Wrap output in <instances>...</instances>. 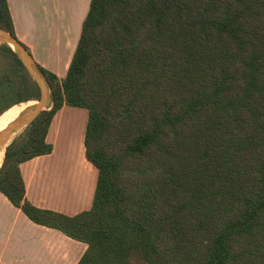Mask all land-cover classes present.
Here are the masks:
<instances>
[{"label":"trees","instance_id":"1","mask_svg":"<svg viewBox=\"0 0 264 264\" xmlns=\"http://www.w3.org/2000/svg\"><path fill=\"white\" fill-rule=\"evenodd\" d=\"M0 30L18 41L7 0ZM35 65L52 105L6 147L0 193L86 244L78 264H264V0H91L65 78ZM39 100L1 43L0 128ZM64 106L87 111L98 172L72 217L34 207L20 170Z\"/></svg>","mask_w":264,"mask_h":264},{"label":"crops","instance_id":"2","mask_svg":"<svg viewBox=\"0 0 264 264\" xmlns=\"http://www.w3.org/2000/svg\"><path fill=\"white\" fill-rule=\"evenodd\" d=\"M7 1L16 38L34 63L65 78L91 0ZM51 105L50 98L47 109ZM25 110L9 117L0 131ZM87 119L86 110L64 106L48 131L52 153L20 166L26 199L34 207L69 217L91 209L98 172L85 158ZM86 250V244L32 223L0 193V264H78Z\"/></svg>","mask_w":264,"mask_h":264},{"label":"water","instance_id":"3","mask_svg":"<svg viewBox=\"0 0 264 264\" xmlns=\"http://www.w3.org/2000/svg\"><path fill=\"white\" fill-rule=\"evenodd\" d=\"M5 43L12 47V49L17 53L24 66L30 75L35 79L41 92L40 100L38 101L41 105L38 107L36 114L30 120H21V115L19 118L8 126V128L0 133V149L2 147L6 148L12 140L28 125H30L34 119L40 114L41 111L46 110L42 106V99L44 92L42 89V84L40 83L39 76L37 74L36 65L28 52L23 48V46L15 40L10 34L5 31L0 30V44ZM40 109V110H39Z\"/></svg>","mask_w":264,"mask_h":264},{"label":"rangeland","instance_id":"4","mask_svg":"<svg viewBox=\"0 0 264 264\" xmlns=\"http://www.w3.org/2000/svg\"><path fill=\"white\" fill-rule=\"evenodd\" d=\"M12 48V47H11ZM37 70V74L39 76V79H40V83L42 84V89H43V92H44V96H43V99H42V107L44 109H47V105L50 103V90L48 88V85L44 79V77L39 73L38 69L36 68ZM40 97H41V92H40ZM33 102H36V101H33ZM41 104L37 101L35 104H33L32 106L28 107L22 114H21V120H30L35 114H36V111L38 110V107L40 106ZM40 110V109H39ZM69 128V126H67ZM1 133V131H0ZM79 136V133L77 134ZM66 145V144H65ZM65 145H63V147L65 148ZM76 148L80 147V144H79V139H78V143H77V146H75Z\"/></svg>","mask_w":264,"mask_h":264},{"label":"bare ground","instance_id":"5","mask_svg":"<svg viewBox=\"0 0 264 264\" xmlns=\"http://www.w3.org/2000/svg\"><path fill=\"white\" fill-rule=\"evenodd\" d=\"M49 104H50V103H49ZM48 107H49V106L47 105V108H48ZM9 123H10V122H9ZM9 123H8V124H9ZM8 124H7V125H8ZM4 150H5V148L2 147V148L0 149V153H4Z\"/></svg>","mask_w":264,"mask_h":264}]
</instances>
